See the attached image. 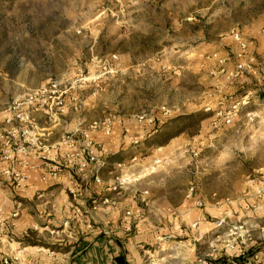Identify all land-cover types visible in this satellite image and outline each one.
<instances>
[{
  "label": "rangeland",
  "instance_id": "1",
  "mask_svg": "<svg viewBox=\"0 0 264 264\" xmlns=\"http://www.w3.org/2000/svg\"><path fill=\"white\" fill-rule=\"evenodd\" d=\"M0 129V157L87 134L103 164L78 173L135 190L157 236L143 264H264V0H0Z\"/></svg>",
  "mask_w": 264,
  "mask_h": 264
},
{
  "label": "crops",
  "instance_id": "2",
  "mask_svg": "<svg viewBox=\"0 0 264 264\" xmlns=\"http://www.w3.org/2000/svg\"><path fill=\"white\" fill-rule=\"evenodd\" d=\"M6 130L10 135L11 129ZM46 136L51 149L48 157L9 153V159L0 162L1 169L11 171L10 177L0 173V243L8 238L12 242L9 249L20 251L32 264H57L62 260L68 264H143L145 255L139 244L147 234L156 240L157 236L145 232L144 219L136 215L137 192L127 193L123 188L112 191L92 176H81L62 165L66 150L53 141L50 133ZM109 163L114 164L111 159ZM72 191L81 192L77 199L70 196ZM97 198L93 209L92 201ZM166 206L172 207L169 202ZM196 215L194 230L200 236L217 226L207 222L202 211ZM184 221L190 224L191 219L185 217ZM51 233L61 234L63 241ZM4 251L0 246V252ZM176 263L190 264L180 257Z\"/></svg>",
  "mask_w": 264,
  "mask_h": 264
},
{
  "label": "built area",
  "instance_id": "3",
  "mask_svg": "<svg viewBox=\"0 0 264 264\" xmlns=\"http://www.w3.org/2000/svg\"><path fill=\"white\" fill-rule=\"evenodd\" d=\"M25 133L27 132H22L21 135H24ZM106 134H108V132H106ZM10 141L11 140H8L7 144L10 145ZM59 145L64 147V149L66 150L65 156H67L73 162L77 172L79 173H85L87 172V170L97 171V169L103 164L102 161H99V158L96 155L94 144L87 134L82 135L81 140L69 138L67 141H62ZM48 148H46V150H48ZM2 153L3 155L0 157V162L2 160L7 161L10 157V151L7 150ZM24 154H26V152ZM0 173L5 176H11V171L9 169L4 170L0 168ZM93 179L95 180V182H98V177L96 175H93ZM92 204V208L95 209V206H97L96 201H92ZM126 214L128 215L129 213ZM14 216H16L15 213L13 214V217ZM217 226H219V224ZM239 229L240 227L237 228L236 226H231L228 229V233L226 236H238ZM198 261L201 264H206L205 259H198ZM57 264L63 263L61 262Z\"/></svg>",
  "mask_w": 264,
  "mask_h": 264
},
{
  "label": "trees",
  "instance_id": "4",
  "mask_svg": "<svg viewBox=\"0 0 264 264\" xmlns=\"http://www.w3.org/2000/svg\"><path fill=\"white\" fill-rule=\"evenodd\" d=\"M191 118H196L194 122H197V121H201L202 119H204L205 116L202 113H196V114H191V115L186 116V119L188 120H190Z\"/></svg>",
  "mask_w": 264,
  "mask_h": 264
}]
</instances>
